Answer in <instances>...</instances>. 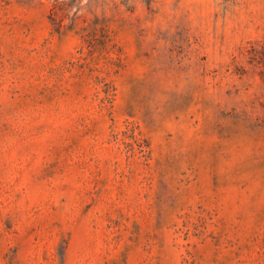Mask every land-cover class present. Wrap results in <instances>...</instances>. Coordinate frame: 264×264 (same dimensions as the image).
<instances>
[{
  "label": "rangeland",
  "instance_id": "rangeland-1",
  "mask_svg": "<svg viewBox=\"0 0 264 264\" xmlns=\"http://www.w3.org/2000/svg\"><path fill=\"white\" fill-rule=\"evenodd\" d=\"M0 264H264V0H0Z\"/></svg>",
  "mask_w": 264,
  "mask_h": 264
}]
</instances>
